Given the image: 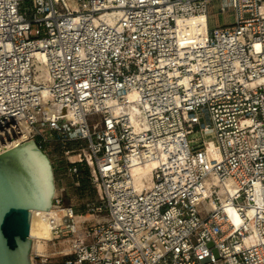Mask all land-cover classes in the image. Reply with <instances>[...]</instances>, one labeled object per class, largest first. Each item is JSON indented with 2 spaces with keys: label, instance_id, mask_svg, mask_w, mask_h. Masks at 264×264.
Segmentation results:
<instances>
[{
  "label": "built area",
  "instance_id": "2783aa9c",
  "mask_svg": "<svg viewBox=\"0 0 264 264\" xmlns=\"http://www.w3.org/2000/svg\"><path fill=\"white\" fill-rule=\"evenodd\" d=\"M75 1L0 0V131L55 132L100 197L32 264H264V0L192 48L177 20L219 0Z\"/></svg>",
  "mask_w": 264,
  "mask_h": 264
},
{
  "label": "water",
  "instance_id": "95a60500",
  "mask_svg": "<svg viewBox=\"0 0 264 264\" xmlns=\"http://www.w3.org/2000/svg\"><path fill=\"white\" fill-rule=\"evenodd\" d=\"M42 113L64 109L45 106ZM54 192L50 159L33 140L0 154V264H32V211H49Z\"/></svg>",
  "mask_w": 264,
  "mask_h": 264
},
{
  "label": "rangeland",
  "instance_id": "374dc122",
  "mask_svg": "<svg viewBox=\"0 0 264 264\" xmlns=\"http://www.w3.org/2000/svg\"><path fill=\"white\" fill-rule=\"evenodd\" d=\"M225 6L226 11L221 12V7ZM210 30L217 26H224L231 23L234 19L231 10L230 0L214 1L209 7ZM48 142L43 146V151L50 159L53 167L55 186L58 190L57 197L61 199L60 207H73L79 215L92 217L90 211L99 202V192L89 184L86 169L83 170L80 182L68 171L69 160L63 154V145L59 141L60 136L53 131L46 130ZM200 134H190L192 145H199ZM75 142L68 143L67 146L74 148ZM76 156H71L70 160H75ZM63 220V219H61ZM90 220V219H89ZM37 242V240H36Z\"/></svg>",
  "mask_w": 264,
  "mask_h": 264
},
{
  "label": "bare ground",
  "instance_id": "6f19581e",
  "mask_svg": "<svg viewBox=\"0 0 264 264\" xmlns=\"http://www.w3.org/2000/svg\"><path fill=\"white\" fill-rule=\"evenodd\" d=\"M72 9L77 10V3L75 0H66ZM209 18L206 15L192 16L187 18H179L177 20L176 28L179 39V44L182 48L200 47L206 44L209 31ZM49 115V114H48ZM70 117V116H68ZM23 132L20 137H10L5 131H0V152L7 149H12L18 146L21 142L28 138L29 127L22 124ZM210 148L215 149V144L211 143ZM79 160L76 156L74 162ZM58 195L57 187L55 186L54 198ZM69 213L67 207H58L53 204L49 211H32L30 237L33 240L34 246L36 240H51L54 237V228L63 224V216ZM76 225H80L83 220H88L92 217H85V215H74ZM238 219H235L237 222Z\"/></svg>",
  "mask_w": 264,
  "mask_h": 264
},
{
  "label": "crops",
  "instance_id": "0c3cea01",
  "mask_svg": "<svg viewBox=\"0 0 264 264\" xmlns=\"http://www.w3.org/2000/svg\"><path fill=\"white\" fill-rule=\"evenodd\" d=\"M209 26H210V18H209Z\"/></svg>",
  "mask_w": 264,
  "mask_h": 264
},
{
  "label": "trees",
  "instance_id": "16d2710c",
  "mask_svg": "<svg viewBox=\"0 0 264 264\" xmlns=\"http://www.w3.org/2000/svg\"><path fill=\"white\" fill-rule=\"evenodd\" d=\"M87 173V172H86Z\"/></svg>",
  "mask_w": 264,
  "mask_h": 264
}]
</instances>
